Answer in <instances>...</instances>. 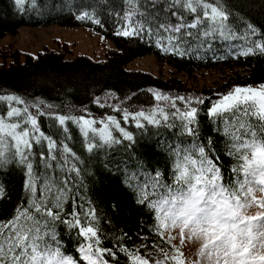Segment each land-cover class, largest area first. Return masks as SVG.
<instances>
[{
    "label": "snow or ice",
    "instance_id": "obj_1",
    "mask_svg": "<svg viewBox=\"0 0 264 264\" xmlns=\"http://www.w3.org/2000/svg\"><path fill=\"white\" fill-rule=\"evenodd\" d=\"M15 3L26 6V0ZM141 8L139 20L131 19L132 12L124 14L114 32L116 37L146 42L158 54L183 58L195 53L199 58L212 51L218 39L237 38L229 22L232 15L243 24L239 38L254 46L239 53L230 49L232 58L247 56L254 50L264 55V24L257 26L243 14L237 17L205 0H144ZM75 18L105 26L87 12ZM147 91L157 102L150 109L123 107L124 101L110 92L103 100L97 96L90 103L121 112L123 121L133 122L141 134L154 126L157 136L163 134L162 128L173 130L180 141L167 144L163 168H152L150 160L146 161L147 168L141 163L146 156L161 155L157 141L142 145L146 152L137 155L134 171L116 169L117 182L131 189L134 203L148 211L149 232L171 247V254L159 248L164 261L184 264L183 253L172 243L176 237L171 233L177 230L180 245L185 241L199 245L198 259L191 264H264V195H256L264 193V83L258 87L234 86L226 93H217L215 99L172 94L155 87ZM0 100L24 105H10L6 117L0 115V172L19 167L24 177L21 191L27 203L26 207L17 206L11 218L0 220V264H109L104 254L111 258V264H119L117 252L101 246L98 222L93 224L96 210L85 191L87 179L95 173L78 167L86 161L65 142L72 139L66 122L78 125L89 153L113 145L135 151L136 133L123 127L115 115L93 117L86 106L82 109L85 114L71 115L61 114L56 111L60 105L45 104L43 100L29 102L18 95L0 96ZM30 108H35V113ZM201 111L209 118L207 134L198 119ZM241 113L255 117L258 123H240L229 134V119L238 121ZM40 116L54 119L62 126L64 137L57 140L46 135L38 121ZM13 118L14 122H6ZM220 124L226 126L224 137L220 136ZM5 194L0 188V197ZM253 207L255 214L250 212ZM60 225L67 231V240L58 231ZM73 234L78 245L76 257L65 251V245L73 243ZM118 246L133 264H152L154 252L140 255L123 242L118 241ZM154 264L162 262L155 260Z\"/></svg>",
    "mask_w": 264,
    "mask_h": 264
},
{
    "label": "trees",
    "instance_id": "obj_2",
    "mask_svg": "<svg viewBox=\"0 0 264 264\" xmlns=\"http://www.w3.org/2000/svg\"><path fill=\"white\" fill-rule=\"evenodd\" d=\"M143 2L144 0H36L32 3V0H26V6H18L15 0H0V40L8 35H17L24 27L56 25L90 29L115 45V49L110 50L105 59L100 61L81 55L69 59L66 57L65 49L62 51L46 49L34 57L31 54L21 55L10 47L2 46L0 47V93H12L22 98L43 100L45 104L60 105L56 111L61 114L83 115L85 112L82 109L86 106L93 117L99 118L104 114L115 115L123 127L136 133L135 151L132 148L125 151L124 145H113L111 148L106 147L98 151L94 149L93 153H89L83 146L84 137L78 125L70 121L66 122L72 139L65 142L86 161L85 164L78 163V167L95 173L87 179L85 191L96 210L97 220L93 221V224L97 225L98 222L101 246L115 250L119 264H133V261L129 260L127 254L119 248L118 241L123 242L130 251L137 252L143 249L140 245L163 248H167V245L160 237L149 232L151 217L148 211L146 209L142 211L134 203L131 189L117 182L116 169L119 167L121 172L125 169L129 172L134 171L137 155L146 152V148L142 145L155 144L157 141H159L157 151L161 152V155L146 156L145 161L141 163H145L147 168L146 161L150 160L152 168L157 166L163 168L166 163L164 152L167 144L180 141L173 136V130L165 131L162 128L160 131L163 134L157 136L154 126H148L149 132L141 134L133 122L123 121L121 112L113 111L110 107L99 108L90 101L97 96L103 100L105 93L110 92L114 93L117 99L124 101L123 107L138 111L141 108L150 109L157 103L148 93L149 87L172 94L202 95L215 99L217 93H226L234 86L258 87L259 84L264 83V55L258 50H254L247 56L241 55L239 58H232L230 55V49L239 53L247 47H254L250 42L239 38L243 34V24L232 15L229 16V22L232 23L237 38L218 39L213 44V50L206 54L202 53L199 58L195 53L183 58L158 54L154 46L146 42L116 37L114 32L123 22L121 18L125 13L132 12L133 21L141 19L139 13L143 11L141 8ZM205 2L215 4L221 9H228L237 17L243 14L257 26L264 24V0H205ZM199 11L202 15L203 8L201 7ZM81 12H87L90 16L99 18L104 23V28L92 24L87 19L77 20L75 16ZM233 43L242 46V49H232V46H235ZM148 55H155L159 62L170 67L171 73L168 78L127 68L133 61ZM219 67H223L229 74L224 76L221 84L203 91L190 88L184 80L176 76L182 74L190 80L200 70H214ZM66 106L75 111L69 112ZM161 106H164L163 102ZM179 106L183 107L182 104ZM198 119L207 134L209 118L205 116L204 111L200 112ZM38 121L46 135H52L57 140L64 137L62 126L54 119L40 116ZM240 123L255 124L258 121L255 117L241 113L238 121L229 119L227 125L229 134L233 131V126L239 128ZM219 127L220 136L224 137L226 126L220 124ZM240 131L243 132L242 129ZM213 135L215 137V134ZM96 140L98 141L99 138L96 137ZM127 143V141L124 142L125 145ZM46 149L45 142V154ZM36 151L38 153V146ZM51 175L55 177L59 173H51ZM23 179L18 166L0 172V188H3L6 193L5 196L0 197V220L11 218L17 206H27L21 191ZM120 179L122 180L123 176H120ZM58 231L64 240L68 239L67 231L62 225L58 226ZM145 236L147 239L143 238ZM65 251L66 254L74 257L79 255L74 234L73 243L65 245ZM104 256L111 264V258L107 254Z\"/></svg>",
    "mask_w": 264,
    "mask_h": 264
},
{
    "label": "rangeland",
    "instance_id": "obj_3",
    "mask_svg": "<svg viewBox=\"0 0 264 264\" xmlns=\"http://www.w3.org/2000/svg\"><path fill=\"white\" fill-rule=\"evenodd\" d=\"M233 44H235V46H232V49H242V46L237 43ZM2 46L10 47L11 49L18 51L21 55L31 54L34 57L46 49L55 51H62L65 49L66 57L69 59L81 55L87 56L95 61L104 60L107 53H109L110 50L115 49V45L112 41L107 40L99 33L90 29L81 27H59L56 25L48 27H24L19 30L17 35H8L2 38L0 40V47ZM127 68L130 70L153 73L161 78H168L171 73L170 67L159 62L155 55H148L135 60L130 63ZM227 74H229L228 71H225L223 67H219L214 70H200L194 77H191L190 80L182 74H178L176 76L184 80L190 88L197 91H203L207 88H214L221 84L224 76ZM7 95L14 94L0 93V96ZM22 99L29 102H38L36 99ZM10 105L18 107L24 106L17 104L15 101L0 100V115H4L6 117V111ZM30 111L35 113L36 109L30 108ZM14 121L15 118L12 120L6 119V122ZM8 139L9 142H11L10 138ZM256 195L259 197L264 195V193L257 192ZM255 211V207L250 210L251 214H255ZM171 234L176 237L172 243L179 248L181 253H183L181 259L184 260V264H191L192 260L198 259V244L193 246L191 241H185L184 245H180L177 230H174ZM159 248L160 247L148 246L141 249L139 254L145 255L147 252H154L155 254L151 258L152 264H154L155 260H160L162 264H174V262L170 260L164 261V256L159 252ZM164 249L165 252L171 254L170 246L167 245V248Z\"/></svg>",
    "mask_w": 264,
    "mask_h": 264
}]
</instances>
